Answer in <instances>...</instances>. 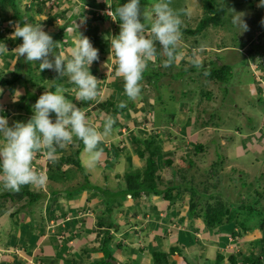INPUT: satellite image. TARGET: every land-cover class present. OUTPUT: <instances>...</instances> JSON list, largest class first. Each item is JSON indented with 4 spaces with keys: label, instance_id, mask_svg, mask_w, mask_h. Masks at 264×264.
Instances as JSON below:
<instances>
[{
    "label": "crops",
    "instance_id": "crops-1",
    "mask_svg": "<svg viewBox=\"0 0 264 264\" xmlns=\"http://www.w3.org/2000/svg\"><path fill=\"white\" fill-rule=\"evenodd\" d=\"M72 1L81 3L84 0H63L55 6L49 4L44 6V3H41L37 12H34L39 8L37 6H28L27 9L22 7V12L18 10V13L23 16H27L28 12L33 17H49L51 20L46 23L42 21L22 22L23 20L20 22L15 19L2 23L0 43L6 45L9 53L0 57L3 59V64L0 65V88L3 89V92L0 93V116H4L8 120L10 127L16 122L26 124L34 114L33 105L37 99L44 92L54 93L57 86H63L66 89L65 98L85 111L91 126L103 132L106 115L113 117L115 123L111 133L104 136L98 145L103 150V154L97 162L100 173L89 166V153L85 151L84 144L80 146L81 141L74 137V142L71 145L64 149H58L57 159L54 163L49 160V163L42 162L46 163L45 176L47 178L43 187L32 185L21 187L32 193L35 198L29 199L27 196L12 191L10 194L9 190L3 187V182L0 181V257H4L3 264H93L104 259L101 241L102 237L108 236V234L112 236V239L106 249L109 251V256L114 259V263L118 264H152V253L157 251L166 253L169 251V247L175 244L179 245L180 251L188 257L191 264H216V255L219 252L223 254L225 248L236 236L238 239H234L232 245L237 244L236 249L239 248V253L249 254L252 251L250 240L253 239L244 237L240 232L242 228L239 230L237 226L231 229L227 224H222L218 228H209L201 218L187 215L188 198H184L183 194V198H180L177 194L178 184H182V182L173 183L177 186L173 190V195L176 194V197L171 200H164L161 195L152 194H141V198H138L140 196L134 197L126 191L124 176L128 173H141L145 167V159L148 156L146 140L158 142L156 143L159 147L156 163L159 170L156 173L159 175L162 172L165 174L168 169L164 166L166 159L172 160L174 168L177 167L179 161L180 168L185 166L187 174L190 169H192V173H195L197 169L204 167L200 163L205 160L204 153L207 152L199 154V160H193V165L183 162L185 161L183 160L184 156L198 157L196 152L189 147L193 139L196 140V145L199 143L197 141H199L200 135L197 133L198 130L193 128L196 118L188 123L184 121L189 131L187 133L192 136V140H188L180 128L177 133L175 128L169 132L163 130L164 126L172 125V122L175 121L174 118L164 117L161 125L152 119L149 126H152L154 131L146 134L148 125L145 124L146 120L143 119V116L152 111L156 100H160L162 93L160 82L166 77H172L167 73V70L162 71L160 77L156 79L158 88L148 86L145 80L149 76L143 74L144 85L149 88L145 92V96L134 101L127 98L116 103L117 94L124 88L123 80L115 76L117 65L113 54L110 53V40L112 37L118 36L116 34L118 32L114 30L117 25L110 24L104 28L106 30L101 34L108 45L104 52L102 46L92 42L89 36L90 30H92L89 24L94 23L80 24L81 18L76 21L80 25L77 32L88 37L92 46L98 50L99 60L90 66V74L100 81L97 89L100 98L97 97L98 99L86 102L76 100V93L73 89H76L77 86L68 78V80L58 77L57 80L52 79L57 76V73L52 70L42 71L41 77L47 76L48 79L46 81L41 79L40 87H34L32 82H28L29 80H23L22 75L14 82L9 81L14 70L13 66H17L20 60H25L24 57H21L17 61L15 53L12 52L22 44L21 38H9L15 30V24L19 23L21 26L24 24L41 25L42 29L52 37L54 43H58L54 48L53 56H49L50 60L60 52L67 54V50L74 47L73 40L78 35L76 32L69 33L67 31L68 27L73 24L69 10V7L73 5ZM159 50L157 44V51ZM161 52L162 50L159 51L160 56H162ZM200 56L203 61L206 60L204 56ZM200 56L196 55L194 58L188 55L196 62ZM158 61L160 60L157 59L155 62ZM35 63L38 64L39 69L40 61H35ZM158 65H160L159 62ZM191 66L193 67L192 63ZM30 80L32 81V79ZM27 83L32 89L29 95ZM114 87H119L120 91H116ZM17 90L21 92L18 101L23 102L26 98L28 99L25 108H21L24 106L23 104L13 103V96ZM97 102H101L98 106H101L102 111H99L97 106L94 109ZM164 115L167 117L168 114ZM50 118L54 122L55 114H50ZM261 125L263 127H256L251 133L241 131L240 134L228 138L220 150L215 151L214 160H216V155L219 156L223 167L228 168L230 173L238 168L240 174L249 172V170L239 164V158L251 155L255 160L252 163L254 164L252 180L254 183L256 182V185L260 181L263 184H260L259 188H264V122ZM172 126L178 127L179 125ZM157 127H161L160 132L155 130ZM184 140L186 142H183ZM180 142L186 146L182 147ZM173 145L178 148L172 150ZM76 149H79L77 157L80 167L63 161L65 157L74 156ZM186 149L188 151H185ZM176 150H180V156H176ZM40 153L42 151L37 154ZM200 158H204V160ZM35 163L38 161L35 160ZM52 164L62 166L60 169V173L63 174L62 178H54L55 175L52 172L48 173ZM211 165L209 163L207 167H211ZM39 169H42V164ZM228 170L226 174H230ZM80 178H84L85 182L95 181V183L90 186L85 183L80 187L77 185ZM109 185H111L110 188L117 189L119 193H116L119 195V199H114L113 207H107V200L101 195L105 191L104 188ZM165 185L167 186V184ZM243 185L239 184L238 186V198L242 199L245 194L252 197L254 190L248 191L247 185ZM158 189L160 188L158 187ZM160 190L162 191V189ZM253 195L255 196V194ZM255 205L259 208L254 211L255 217H258L257 212H263L261 208H264V200L258 201ZM147 207L148 213L145 211ZM236 215L239 217V213ZM233 229H236L235 234H232L231 230ZM256 232L257 230H249V233L253 235ZM236 240L237 243H235ZM11 251L15 257L11 256L12 258H10L5 255H10ZM226 256L220 259V264H226ZM171 259L172 257L168 256L169 262Z\"/></svg>",
    "mask_w": 264,
    "mask_h": 264
},
{
    "label": "rangeland",
    "instance_id": "rangeland-1",
    "mask_svg": "<svg viewBox=\"0 0 264 264\" xmlns=\"http://www.w3.org/2000/svg\"><path fill=\"white\" fill-rule=\"evenodd\" d=\"M208 1L211 3L213 8H218L219 11L217 15L220 16L219 23L215 26L209 24L197 35H194V37L185 34V41H183L181 38L180 48L186 53V56L183 60L173 64V66L169 70H167V73L172 77H166L163 81L160 82L162 93L160 94V100H156V103L153 105V109L151 111V119H154L155 123H159V125H161L160 123L163 122L162 119L164 117L167 119L174 118L175 121L172 122V125L176 126L182 123L185 124L184 121L188 123V121L194 120L196 118V121L193 124V128L197 129L200 135L198 138L199 141L197 142L201 143L202 146H207V148L203 149V152H207L204 153L205 160L204 158H200L201 160H204L202 163H200V165L204 166L206 170L211 171L212 169H207L209 163L216 164L214 165L215 171H212L210 173L211 175L208 173L211 177L208 181L214 186L213 190L222 191L225 197L234 199L237 196L239 184H246L248 191H252L256 189L257 186L260 187V184H263L259 181L256 185V182L254 183V181L252 180V177H254H251V174L254 172V164L252 163L255 162V160L251 155L239 158V164L248 168L249 172L246 171L245 173L239 174V170L238 168H236V170L230 173V170L223 167L221 164L220 167H217L220 163L219 156L216 155L215 162H212L214 158L213 152L214 150H218L214 149L213 144L216 142L219 143L222 137H226L225 141H227V138H230L232 134L238 135L236 131L239 127L242 132L248 133H251L253 127H263L261 123L264 122V91L261 92V89H263V83L259 82V79L261 78L263 80L264 78V53L260 52V50L262 51L263 49V46L260 44H264V6H261V0ZM8 2L9 1L0 4V17L11 15ZM158 2H161V0H140L141 15L139 18L141 23H152L153 14L151 12V9ZM164 2H169V0H164ZM207 3V0H170L169 6L176 14L179 15L182 21L181 29L184 27L193 29L195 27V24L198 22L197 20L202 18L207 12ZM214 3H216V5ZM34 4L35 1L33 0L32 5ZM109 4L110 2H107V6ZM17 8L19 12H22L21 2L18 3ZM143 12L148 13V16L143 17ZM236 13H243V19L248 25V31L243 32L242 34L239 33V31L232 23L233 14ZM82 14L86 13L82 12ZM73 15L74 12L72 13L71 17H73ZM1 25L2 24L0 23V27ZM89 25L92 29L90 30L91 34L89 35L92 38V42H94L98 46H102L103 51L105 52L108 48V45L104 41L101 34L106 30L104 28H107L109 26V20L106 18L104 22H98ZM114 30H116L118 32L116 34L119 35L120 27H117ZM181 33L184 32L181 31ZM241 41L243 42V45L245 44L246 46L244 45L243 47H239L240 45H242L240 44ZM189 43L191 45L190 48ZM250 44H253L255 47ZM258 45L259 47L261 46L262 49L259 50V48H257ZM183 46L184 48H182ZM251 46H253L252 48H257V52L249 55L246 51H250ZM189 53L194 58H196V55H205V57H208L206 60H208L209 57H214L217 55L220 59V62L232 66V77L228 78L226 82L221 84L212 83L211 81L207 80L205 81V71L201 70V67L203 65V62L205 63L206 60L203 61L202 57L200 56L198 57L197 62L200 66L196 67L193 65L192 67L188 59ZM26 63L27 62L25 60H20L17 63V68H15L13 72L17 71L20 75H22L21 78H23V80H29L28 82H32L34 87L41 84V82H39L41 79H44V81L48 79L47 76L41 77L43 73L39 72L38 64H36L35 62H31V64L30 62L28 64ZM189 70H192V72H189ZM161 72L162 71L159 69L152 70L147 68V70L144 72V76H149L151 73L156 74V76H154L153 78H149L150 76L147 77L145 83L152 88H158V82L156 83V79L160 77L159 75ZM57 77L58 74L52 79L57 80ZM63 78L65 80H68L67 77ZM30 79H32V81ZM145 83L142 80V88L139 97L145 96V92L149 90L148 86L144 85ZM27 84L29 87V95L32 89L29 83ZM163 85H167L168 87ZM114 88L116 91H120L119 87ZM200 90L204 91L203 93H210L209 98H207L205 94L200 97ZM97 97L100 98L99 95ZM127 98L128 97L124 92V88H122V91L117 94L116 103L119 102V100H126ZM26 103H28L27 98L23 102L18 101V105H24L21 108H25ZM100 103L101 102H97L95 106L99 108V111H102L101 106H98ZM164 114H168L167 117ZM172 125L168 124L167 126H164L166 128H163V130L167 131V129H169V132L171 130H174L173 128H175V132H178L180 125L178 127H173ZM182 128L183 126L180 127V129ZM187 131L188 129H185L184 127L182 133L185 137H187L188 140H192V136H190ZM195 141L196 140L193 139L189 145L190 149H192L193 151H195V147L198 146L196 145ZM183 142H186V140H184ZM181 145L182 147L186 146L182 143ZM176 148H178L176 147V145L172 146V150ZM71 150L73 151V149ZM179 151L180 150H176V156H180ZM185 151L188 150L186 149ZM199 154L201 153H196V155H198V157L196 158H193L190 155L184 156L183 160L192 162L193 165V160H199ZM65 158L64 162L67 161L65 160ZM97 165L98 164L96 163L91 167L93 170L98 172ZM179 167L180 162L178 161L177 167L173 169H167L165 174L163 172L162 174H160L161 176L158 174L156 182L160 184L158 185L155 182V186L156 188L159 187L163 190V188L166 186L165 184L171 187L173 183L178 184L179 182H182V184H178L179 191L177 192V194L180 198H183L184 195V198H188L189 201L188 182L192 184L195 179L198 180L200 178L201 180H205L207 173L202 174L203 168L197 169L195 173H192V169L189 168L190 171L187 174V170H180ZM58 168L52 171L53 175H55L54 178L63 177V174L60 173V169L62 168V166L58 165ZM227 170L230 174H226ZM48 173H50V171ZM181 176H184V178H182ZM85 179L80 178L77 185L81 187L85 185V183H88L87 181L85 182ZM94 183L95 181H92L88 184L90 186ZM96 183L97 185L99 184L98 181ZM110 187L111 185L104 188L105 191L103 192V194H101L102 198H105L107 200V207H113L114 199H119V195H116V193H118L117 189ZM167 193L169 192L167 191ZM171 193L172 195L174 194L173 191ZM246 196L247 194H245L244 197ZM138 198H141V196ZM249 198V206L253 207L255 200L253 197ZM261 209L264 212V208L262 207ZM145 211L146 213H148V207L145 209ZM236 212L239 213V217H236L237 215H235L236 220L231 219L230 222L224 224L229 225L231 229L234 227V225H237L239 230L244 226L254 231L257 230L255 235L249 232L244 234L242 230H240V232L247 239H253L250 240V249L252 247V250L254 251L261 250L260 246L261 243L264 246V241L261 242L258 239H261V230L259 229V225H261L264 229V221L261 220L262 217H255L251 215L246 216L245 213H243L246 212V210H236ZM259 221H261V223H259ZM5 255L7 257L9 256L10 258H12L11 256L15 257L13 251H11L10 255ZM3 263L4 257H0V264Z\"/></svg>",
    "mask_w": 264,
    "mask_h": 264
},
{
    "label": "clouds",
    "instance_id": "clouds-1",
    "mask_svg": "<svg viewBox=\"0 0 264 264\" xmlns=\"http://www.w3.org/2000/svg\"><path fill=\"white\" fill-rule=\"evenodd\" d=\"M15 1L16 8L18 3L21 2V8L27 9L28 6L39 7L41 3L55 6L63 0H34V5H32L33 0ZM107 2H110L109 7ZM116 2L117 0H84L81 3L72 1L73 5L69 7V10L70 15L74 12L73 24L68 27L67 31L78 33L77 28L80 25L76 21L79 18L82 19L80 24L85 22L95 24L104 22L107 18L109 25L120 27L119 35L112 37L110 40V53L113 54L117 65L115 76L123 80L126 96L129 100L134 101L140 96L144 72L147 68L153 69L156 63L158 66V62H155L157 58L164 57L161 61L164 67H172L173 64L185 58L186 53L180 48L181 38L185 41L184 35L189 34L181 33V31L189 28L184 27L181 29L182 21L179 15L169 6L170 0L169 2L161 0L153 6L151 9L153 14L152 23L147 28L144 23L140 22V0H130L129 3L118 7L114 13L111 7ZM261 6H264V0H261ZM82 12L86 14H82ZM12 13L10 8V14ZM18 15L21 14L18 13ZM93 15L100 19L91 21ZM115 15L118 16L119 20ZM9 16L11 17V15ZM147 16L148 13L143 12V17ZM31 18L33 16H30L28 12L27 16L21 17L22 22H30L32 21ZM12 19H15V17H11L9 21ZM232 23L239 33L242 34L248 31L243 13L233 14ZM189 36L194 37V35ZM9 38L22 39V44L12 51L15 53L17 61L21 57H24L26 62L40 61L39 72L52 70L58 74V78L67 77L77 86L76 89H73L76 93V100L91 101L99 95L97 89L100 81L90 74V66L93 62L99 60L98 50L92 46L89 38L82 33H78L74 38V47L69 48L67 54L60 52L58 55H54L52 60L49 59V56L53 55L54 48L58 43H54L52 37L42 29L41 25L24 24L21 26L16 23L15 30ZM157 44L160 48L159 51L162 50V56L157 51ZM7 53L9 51L6 45L0 43V57ZM189 55L191 54L189 53ZM206 58L204 55V59ZM188 59L194 66H200L193 58L188 57ZM2 64L3 59H0V65ZM189 72H192V70H189ZM263 89H261V92L264 91ZM65 91L66 89L63 86H57L54 93L44 92L33 105L34 114L26 124L16 122L10 127L8 120L4 116H0V137H2L0 139V181L3 182V187L6 190L19 192L24 185L43 187L47 179L45 164L49 161L54 163L57 159L58 149H64L71 145L74 142V137L83 142L85 151L89 153V166L95 165L103 154V150L98 145L102 142L104 136L111 133L115 119L106 115L104 117L103 132L99 131L89 124L85 111L65 98ZM2 92L3 89L0 88V93ZM20 95L19 90L15 91L13 103L18 102ZM53 113L55 114L54 122L50 118V114ZM143 119L146 120L145 124L148 125L146 134L154 131V128L149 126L152 120L151 111L144 114ZM192 130L195 131L193 128ZM160 131L161 127H157V132ZM236 133L240 134L241 131L237 130ZM225 139L226 137H222L219 143H214V149L220 150L226 142ZM198 144L201 145V143ZM204 148H207V146H202L199 153L202 154ZM218 150H214V158L215 151L218 152ZM41 151L42 153L36 156ZM214 158L212 162H215ZM35 160L38 163L34 164ZM45 161V164L42 163ZM41 164L42 169H39ZM220 164L221 161L217 167H220Z\"/></svg>",
    "mask_w": 264,
    "mask_h": 264
},
{
    "label": "trees",
    "instance_id": "trees-1",
    "mask_svg": "<svg viewBox=\"0 0 264 264\" xmlns=\"http://www.w3.org/2000/svg\"><path fill=\"white\" fill-rule=\"evenodd\" d=\"M8 2L9 8H11L12 10V14L11 17H15V19L17 21H22L21 17L18 15L17 13V8H16V1L15 0H0V4H2L3 2ZM216 1V0H215ZM130 0H117L116 3L112 4L111 9L113 10V12L115 13V10L120 7L123 6L126 3H129ZM207 12L204 14V16L202 18H200L198 20V22L195 24V27L193 29H183V32L189 34V35H197L202 29H204L205 27H207L209 24L210 25H217L219 23L220 20V16L217 15L218 14V8L214 7L211 5V3L207 0ZM216 5V3H214ZM11 5V6H10ZM45 6V5H44ZM40 9V6L38 9H35L34 12H37V10ZM116 16V15H115ZM10 16H3L0 17V23H5V21L9 20L11 18ZM102 17V16H101ZM116 18L119 20L118 16H116ZM72 19V17H71ZM100 18L98 17H94V15L91 17V21H96L99 20ZM32 21H42L44 23L48 22L49 20H51L49 17H33L31 18ZM147 27L151 26V23L145 24ZM92 39V38H91ZM254 42V41H253ZM239 47H243V42H240ZM255 44V43H253ZM250 44V45H253ZM263 46L262 47L259 45L257 46V48L262 49V51L260 50V52L264 53V44H260ZM246 46V45H245ZM254 46V45H253ZM253 46H251V50H247L246 52H248L247 54H253L255 52H257V48H252ZM255 47V46H254ZM158 53V52H157ZM159 57V55H158ZM208 58V57H207ZM206 58V59H207ZM160 65L156 66L154 65L152 70H162L161 71H165V70H169L170 67H164L163 64L161 63V61H163L164 57H160L157 58ZM219 57L216 55L214 57H209L208 60H206L205 63H203L202 65V69L205 71V75H204V80L206 81H211L212 83H224L226 82V80L230 77H232V66L231 65H227V64H223L222 62L219 61ZM14 70L16 67V65L13 66ZM207 73V74H206ZM151 77L156 76V74L151 73L149 75ZM20 77V74L17 71H12V76L11 79L9 81H16L18 80V78ZM61 80V79H60ZM216 80V81H215ZM204 91L200 90L199 91V96L202 97L203 94H205V96L207 98H209L210 93H203ZM225 92V91H224ZM95 109V108H94ZM247 120V119H246ZM180 127L183 126L182 131L185 127V129L187 128V125L185 126V124H179ZM179 127V128H180ZM256 127H253V130H255ZM238 131H242L240 130V127L237 128ZM252 130V131H253ZM146 144H148V146H146V150L148 151V156L145 159V167L144 170H142V172L139 173H134V174H126L124 177V181L126 183V191H128V193L132 196L138 197L142 194H152V195H161V197L164 200H171V199H175L176 194L172 195V191L175 190L177 188V186L172 185L171 187L167 186L164 190H160L158 188H156L155 186V182L156 179L158 178V174H156V171L158 170L157 163H156V154H158L159 151V147L158 144H156L154 141L152 140H147ZM83 143L81 142L80 146H82ZM154 147V148H153ZM202 146L200 144H198V146L195 147V152L199 153L201 152ZM77 150H75V154L74 156H69L66 157L65 160H67L65 163H70L75 165L76 167H80V162L78 160L77 157ZM198 151V152H197ZM38 156V154L36 155ZM64 161V160H63ZM186 163H189L190 165H192L191 162L188 161H183ZM184 165V164H183ZM214 165L216 164H212L211 167H207V169H212L211 171L206 170L205 167H203L202 169V174H206V179H198L192 182V184H190L189 182V201H188V208H187V215L188 216H194L193 218H201L202 221L204 222V224L209 227H220L222 224L224 223H228L230 222L231 219L236 220V218L234 217V214L236 215L237 212L236 210H246L245 215H251V216H256L254 211L259 210L258 206L256 207V203H258V201L260 200H264V188H259L257 187L256 189H254L253 194H255V196L252 194V197L254 198L255 202H254V206L251 207L249 206L250 203V198L248 197V194L246 197L244 198H238V195L236 196V198L230 199L229 197H225L224 193L222 191L219 190H213V185L210 184V182L208 181L210 177V173L212 171H215L214 169ZM164 166L168 169H173V163L172 160L170 159H166L164 161ZM56 168H58V165H54L52 164V166L49 167L50 172L54 171ZM180 168V167H179ZM59 169V168H58ZM180 170H187L184 167L180 168ZM144 171V172H143ZM210 175H209V174ZM182 178H184V176H181ZM181 178V179H182ZM207 180V181H206ZM157 183V182H156ZM243 185V184H242ZM244 186V185H243ZM242 186V187H243ZM259 188V189H258ZM190 189L191 192H190ZM159 191V192H158ZM167 191L169 193H167ZM263 191V192H262ZM9 193L11 194V191H9ZM21 195L27 196L29 199L30 198H35L33 197L34 195L22 188H20V191L18 192ZM161 193V194H160ZM166 193V194H165ZM250 193V192H249ZM170 194V195H168ZM36 196V195H35ZM264 206V205H263ZM258 217H262L261 220L264 221V212H257ZM250 218V217H248ZM259 223H261V221H259ZM234 227L236 228L237 225H234ZM242 231L244 232V234L249 232V228L247 227H241ZM259 229L261 230V242L264 241V229L261 225H259ZM236 233V229L232 230V234ZM108 236H110L108 234ZM105 236L102 237V241H101V248L103 249V254H104V259L100 260L98 262H95L93 264H118V263H114V259H112V257L109 256V251H107L106 247L108 245V243H110L109 241H111L112 236L108 237ZM236 236V235H235ZM238 239V237H234V239ZM234 239L233 241L230 243V245H232V243H234ZM255 240V239H254ZM258 242V241H256ZM237 243V240L236 242ZM236 245L237 244H233L231 249L227 248L224 250L223 254L222 253H218L216 255V264H220V259L224 258L225 255L226 256V264H264V246L261 243V250L259 251H255L252 250L250 251L249 254L245 255L242 253H239V248L236 249ZM105 250V252H104ZM168 256H171V262L168 261ZM152 264H191L188 257L186 255H184L181 251H180V247L178 244H175L173 246L169 247V251L168 252H163V251H157L152 253Z\"/></svg>",
    "mask_w": 264,
    "mask_h": 264
},
{
    "label": "bare ground",
    "instance_id": "bare-ground-1",
    "mask_svg": "<svg viewBox=\"0 0 264 264\" xmlns=\"http://www.w3.org/2000/svg\"><path fill=\"white\" fill-rule=\"evenodd\" d=\"M9 56V55H8ZM12 56V55H11ZM53 56V55H52ZM257 57V56H256ZM16 58V57H15ZM258 64V63H257ZM8 69V68H7ZM263 77V76H262ZM216 81V80H215ZM42 90V89H41ZM166 127H164V129H165ZM154 148V147H153ZM201 150H202V148H200ZM161 152V151H160ZM159 152V153H160ZM198 152V151H197ZM156 155H158V154H156ZM143 157V156H142ZM146 166V165H145ZM157 167V166H156ZM162 168V167H161ZM144 170V169H143ZM159 170V169H158ZM160 170H162V169H160ZM142 171V170H141ZM164 171H165V169H164ZM144 172V171H143ZM140 174V173H139ZM227 176V175H226ZM125 177V176H124ZM187 179V178H186ZM186 187H188V186H186ZM191 190L192 189H190V192H191ZM159 192V191H158ZM263 192V191H262ZM142 194V193H141ZM161 194V193H160ZM166 194V193H165ZM146 195V194H145ZM50 219V218H49Z\"/></svg>",
    "mask_w": 264,
    "mask_h": 264
},
{
    "label": "built area",
    "instance_id": "built-area-1",
    "mask_svg": "<svg viewBox=\"0 0 264 264\" xmlns=\"http://www.w3.org/2000/svg\"><path fill=\"white\" fill-rule=\"evenodd\" d=\"M263 66H264V65H263ZM259 82H262V83H263L262 87L264 88V78H263V80L260 78V79H259ZM231 247H232V245H228V246H227V248H229V249H231Z\"/></svg>",
    "mask_w": 264,
    "mask_h": 264
}]
</instances>
